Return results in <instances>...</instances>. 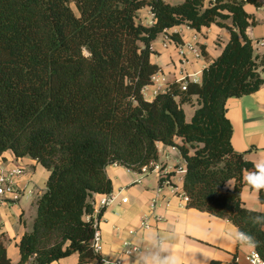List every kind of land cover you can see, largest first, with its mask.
<instances>
[{"label": "trees", "instance_id": "16d2710c", "mask_svg": "<svg viewBox=\"0 0 264 264\" xmlns=\"http://www.w3.org/2000/svg\"><path fill=\"white\" fill-rule=\"evenodd\" d=\"M246 2L259 5L258 0H0V159L11 150L49 170L47 187L35 201L33 228L18 242V262L0 230V264H50L72 253L80 263L98 262L92 198L113 190L107 166L120 163L139 171L159 161V142L178 147L186 160L187 205L255 236L264 258V227L253 223L264 211L248 207L242 197L254 162L234 148L226 106L229 97L253 93L264 82V59L247 33L255 20ZM144 6L154 13L152 24L138 21ZM213 23L231 36L203 68L201 81L187 78L186 89L183 81L168 82L148 99L144 88L161 70L152 60V42L175 25L200 30ZM202 51L206 54L205 45ZM194 98L198 106L187 120L184 104ZM259 194L264 199V190Z\"/></svg>", "mask_w": 264, "mask_h": 264}, {"label": "crops", "instance_id": "0c3cea01", "mask_svg": "<svg viewBox=\"0 0 264 264\" xmlns=\"http://www.w3.org/2000/svg\"><path fill=\"white\" fill-rule=\"evenodd\" d=\"M166 1L177 4L183 0ZM258 1L259 5L252 2L245 4L246 11L252 14L255 20V23L247 28V33L253 41L264 37V0ZM138 21L147 25L153 23L154 13L150 6L139 9ZM172 34H176V39H173ZM230 36L227 27L216 23L203 26L200 30L187 24L175 25L160 33L152 42V60L160 65L159 73L167 76V82L183 76L200 82L203 68L221 54ZM167 38L170 42L165 45ZM180 41L182 43H179ZM188 42L199 47L201 55L196 56L192 51L183 54L180 47ZM202 45H205L206 54L202 51ZM254 49L264 59V47ZM260 71L264 78V60ZM157 91L154 83L144 88L148 99H152L159 92ZM189 105L198 106L197 99L194 98L193 103L184 104L185 112ZM226 106L227 116L233 124L234 148L245 152L246 158L254 163L264 160V82L261 88L253 93L229 97ZM178 142H182L181 138ZM159 151V162L164 172L162 177L154 170L141 176L138 171L120 163L107 166V173L113 183L112 191H119L121 188L124 190L115 202L102 210L99 221L102 233L101 254L109 257L122 256L123 242L132 240L142 247L140 254L173 252L180 258L181 264H246L247 255L251 250L225 239V234L235 232L239 229L238 226L229 219L189 207L188 202L183 201L179 190L183 189L186 171L180 172L178 169H186V160L179 148L159 142ZM38 165L43 166L32 157H16L11 150L5 151L4 158L0 159V169L22 167L26 170L24 174L14 177L15 187H33L38 193L32 196L8 193L0 201V230L6 233L8 254L15 263L20 259L18 242L24 232L31 231L34 225L37 214L35 201L47 187L49 174L46 179L40 181L41 179L36 177ZM103 196V193H95L92 198L95 217ZM124 196L128 197L127 202L122 201ZM242 197L248 207L264 211V199L260 198L259 192L245 185ZM22 200H25L24 203H21ZM153 200L157 203L155 208L151 206ZM145 216L148 217L150 226L139 229L140 221ZM131 229H137V232L131 233ZM164 243L170 246L167 250L161 247ZM136 256L123 255L126 261L134 263ZM78 262V254L72 253L50 264Z\"/></svg>", "mask_w": 264, "mask_h": 264}, {"label": "built area", "instance_id": "2783aa9c", "mask_svg": "<svg viewBox=\"0 0 264 264\" xmlns=\"http://www.w3.org/2000/svg\"><path fill=\"white\" fill-rule=\"evenodd\" d=\"M244 1H248V0H244ZM170 42V39L167 38L165 40V45H168V43ZM254 47L255 48H261L264 47V37L260 38V39H256L253 41ZM181 52L183 54L187 53L188 51H192L196 56L201 55V49L199 47H197L194 43L192 42H188L185 44H182L181 47ZM159 75L160 73H156L152 80V83H155L157 90L160 91H165L167 89V84L168 82L166 81H159ZM187 76H183L180 79H178V81H183L182 83V88L186 89L187 87ZM190 79V78H189ZM162 80H166L165 77H163ZM157 91V92H158ZM157 171L159 172V175L162 177L164 176V172H163V167L161 166L159 161L156 162H150L148 164H145L141 167V169L138 171L140 173V175H144L150 171ZM178 171H186V169H178ZM26 172V170L22 167H17L14 169H10V170H4V169H0V201L3 199V197L5 195H7L8 193H14L17 196H21L24 194H28L30 196L38 194L37 190L32 188L29 189H25V188H17L15 187V182H14V177L17 175H21L24 174ZM175 189H177V191L179 190L178 187L176 186ZM124 188H121L119 191H111L107 194H104L103 198L100 201V205L101 207L96 209V212H101L103 210L104 207L109 206L110 204H112L113 202H115V200L120 196V194L123 192ZM160 192H158L157 195H159ZM179 194L181 195L183 201L188 202L189 201V196L188 194L185 192L184 189L179 190ZM128 197L124 196L122 197V201L127 202ZM156 200H153L151 203V206L153 208L156 207ZM90 215H88V220L90 219ZM99 221L100 218H98L97 216L94 218V236H93V246L96 252L101 253V249H102V233H101V229L99 227ZM150 226V222L147 216L142 217L141 221H140V225H139V229H144ZM131 233H136L137 229H131L130 230ZM258 251V250H256ZM142 252V247L140 245H138L137 243L133 242L132 240H125L123 242L122 245V256H115V257H109V256H104L101 255L100 259L98 260L97 264H104L105 260H110L111 264H135L134 262H128L124 259L123 255H127V256H135L137 254H140ZM260 254V253H259ZM251 257V253H249L247 255V263L246 264H255V262L250 258ZM260 257L263 258L260 254Z\"/></svg>", "mask_w": 264, "mask_h": 264}, {"label": "clouds", "instance_id": "9594fccd", "mask_svg": "<svg viewBox=\"0 0 264 264\" xmlns=\"http://www.w3.org/2000/svg\"><path fill=\"white\" fill-rule=\"evenodd\" d=\"M244 181L251 190L256 192L264 190V160H258L254 163V170L249 171L244 176ZM227 186L229 188L233 187L228 181ZM253 223L264 227V217H255ZM225 239L240 245L244 249L251 250L250 258L255 264H264V258H261L259 252L256 251L261 246V243L252 234L237 229L235 232L226 233ZM161 247L167 250L170 246L168 243H164ZM104 264H111V262L110 260H105ZM135 264H181V260L173 252H166L164 254L154 253L152 255L137 254Z\"/></svg>", "mask_w": 264, "mask_h": 264}, {"label": "rangeland", "instance_id": "374dc122", "mask_svg": "<svg viewBox=\"0 0 264 264\" xmlns=\"http://www.w3.org/2000/svg\"><path fill=\"white\" fill-rule=\"evenodd\" d=\"M227 21H229V20H227ZM163 77H165L166 78V80H162L163 79ZM167 76H165V74H160L159 75V81H166L167 82ZM155 84V83H154ZM196 106L197 105H193V106H191V105H189V106H187L186 107V113H187V119H190L191 118V116H192V114H193V111H194V109L196 108ZM48 174H49V171L46 169V168H44L43 166H41V165H38V172H37V178L38 179H41L40 181H42L43 179H46L47 178V176H48ZM39 184V183H38ZM41 185V184H40ZM43 187L45 186V185H42ZM24 201L25 200H22L21 201V203H24ZM29 205H31V201H30V203H29ZM87 263H90V262H86V263H80V262H78V264H87Z\"/></svg>", "mask_w": 264, "mask_h": 264}]
</instances>
